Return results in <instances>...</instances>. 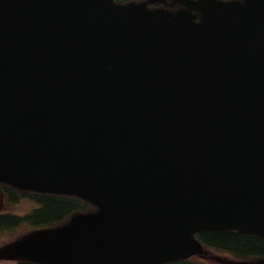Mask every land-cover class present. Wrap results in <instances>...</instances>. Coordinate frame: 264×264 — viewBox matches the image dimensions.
<instances>
[{
	"label": "water",
	"instance_id": "obj_1",
	"mask_svg": "<svg viewBox=\"0 0 264 264\" xmlns=\"http://www.w3.org/2000/svg\"><path fill=\"white\" fill-rule=\"evenodd\" d=\"M0 0V183L95 204L0 252L167 264L264 239V0ZM223 264H264L253 262Z\"/></svg>",
	"mask_w": 264,
	"mask_h": 264
},
{
	"label": "trees",
	"instance_id": "obj_2",
	"mask_svg": "<svg viewBox=\"0 0 264 264\" xmlns=\"http://www.w3.org/2000/svg\"><path fill=\"white\" fill-rule=\"evenodd\" d=\"M33 199L41 201L42 210H39L34 220L33 226L57 225L63 219L68 218L78 211L86 210L85 204L77 199L58 197L29 195ZM6 222V223H5ZM2 227H16L19 221H5ZM208 248L229 253L240 259L264 258V240L247 236L236 232L204 231L197 236ZM173 264H204L197 260L183 261Z\"/></svg>",
	"mask_w": 264,
	"mask_h": 264
},
{
	"label": "rangeland",
	"instance_id": "obj_3",
	"mask_svg": "<svg viewBox=\"0 0 264 264\" xmlns=\"http://www.w3.org/2000/svg\"><path fill=\"white\" fill-rule=\"evenodd\" d=\"M34 207H35V204L32 203L31 201H19L18 203L15 204L14 208H9V210L12 212H15L16 214L24 215L30 212ZM72 217L73 216L69 217L66 223H68ZM31 231H33V229H31L30 227H19V229H13L12 231L1 234L0 235V249L3 248L7 244H10V243L12 244L13 242H16L22 239L23 237L21 236ZM215 254L222 257L224 261H231L232 259V257H230L229 254H224V253H219V252ZM211 256H214V255H211ZM205 260L207 261L206 262L207 264H223L221 263L222 261L221 262L210 261L208 257ZM0 264H12V263L10 262L6 263L4 261H0Z\"/></svg>",
	"mask_w": 264,
	"mask_h": 264
},
{
	"label": "flooded vegetation",
	"instance_id": "obj_4",
	"mask_svg": "<svg viewBox=\"0 0 264 264\" xmlns=\"http://www.w3.org/2000/svg\"><path fill=\"white\" fill-rule=\"evenodd\" d=\"M121 2H146L148 0H118ZM172 3V1L167 0V4H152L150 5L151 9H161V10H169L172 12H179L183 9H185L184 7H182L180 4H176L174 6V8H171L170 5ZM4 188L2 187L0 190V235L5 233V232H9L12 231L13 229H18V226L16 227H2V225L4 224L5 221H12V219H10V217H4L3 215L5 214H12L13 212L9 210V208H14L12 201L16 198L15 194L8 192L6 195L4 194ZM6 223V222H5ZM7 263V262H6ZM12 264H17V263H12Z\"/></svg>",
	"mask_w": 264,
	"mask_h": 264
}]
</instances>
